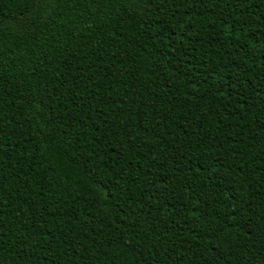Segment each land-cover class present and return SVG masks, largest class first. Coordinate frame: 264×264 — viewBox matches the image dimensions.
I'll use <instances>...</instances> for the list:
<instances>
[{
	"label": "trees",
	"instance_id": "trees-1",
	"mask_svg": "<svg viewBox=\"0 0 264 264\" xmlns=\"http://www.w3.org/2000/svg\"><path fill=\"white\" fill-rule=\"evenodd\" d=\"M0 264H264V0H0Z\"/></svg>",
	"mask_w": 264,
	"mask_h": 264
}]
</instances>
